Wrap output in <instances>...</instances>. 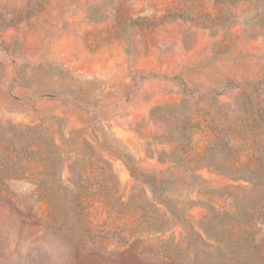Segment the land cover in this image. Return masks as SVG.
Here are the masks:
<instances>
[{
  "label": "rangeland",
  "instance_id": "1",
  "mask_svg": "<svg viewBox=\"0 0 264 264\" xmlns=\"http://www.w3.org/2000/svg\"><path fill=\"white\" fill-rule=\"evenodd\" d=\"M0 264H264V0H0Z\"/></svg>",
  "mask_w": 264,
  "mask_h": 264
}]
</instances>
